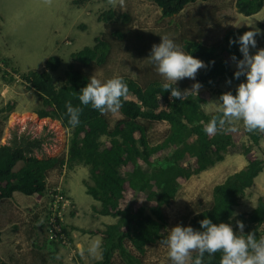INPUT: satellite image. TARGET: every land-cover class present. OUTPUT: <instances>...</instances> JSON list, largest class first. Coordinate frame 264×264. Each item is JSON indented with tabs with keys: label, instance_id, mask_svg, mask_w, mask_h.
Here are the masks:
<instances>
[{
	"label": "trees",
	"instance_id": "trees-1",
	"mask_svg": "<svg viewBox=\"0 0 264 264\" xmlns=\"http://www.w3.org/2000/svg\"><path fill=\"white\" fill-rule=\"evenodd\" d=\"M82 1L75 0V3ZM149 1L159 9L162 20L177 16L191 3L213 0ZM263 5L264 0H235L234 9L248 17L258 13ZM98 19L103 24V31L93 39L92 45L69 54L61 84L57 85L52 76L61 63L58 56H48L43 67L37 70L20 71L7 64L8 68L0 70L4 83L12 84L19 79L26 89L37 96L40 108L35 114L39 119L57 121L69 133L66 151L54 157L35 156L45 142L43 136L31 137L14 132L7 143L1 144L0 201L11 197L14 192L40 198L47 189L51 175L62 174L76 166L86 167V194L99 203L95 212L116 219L115 223L93 232L102 240L101 258L95 264H116L117 259L124 264H142L141 258L148 248L161 244V240L166 238L165 209L171 205L180 186L191 176L222 161L227 149L246 137L248 143L242 146L241 151L244 167L214 185L209 206L195 212L185 226L201 230L199 221L205 217L214 224L224 222L232 227H236L239 220L245 225V234L255 232L257 239L264 236V196L257 199L250 211L235 215V208L245 191L264 171V154L259 158L253 150L264 133H248L243 128L236 133L207 135L203 130L204 123L218 115L217 111L206 113L203 110L210 94L205 93L204 96L202 91L197 96L187 93L184 100H178L163 91L162 84L167 82L163 77H145L141 81L136 75L121 72L118 76L127 83L129 94L122 99L118 112L101 114L91 105L80 104V89L89 82L94 72L108 68L117 45L126 52L128 45H134L140 35L131 30V19L127 12L107 8L99 14ZM260 27L264 29L263 24ZM249 30V27L227 29L217 43L198 37H183L176 42L186 53L208 65L198 71L193 81L199 82L202 88H210L209 93H214L217 99L228 92L215 90L213 87L217 83H241L246 80L244 76L238 80L233 78L236 68H231L235 63L231 56L235 55L237 60L243 57L239 44L230 45L229 39L235 40ZM171 31L177 34L175 28ZM140 37L141 41L146 40L145 36ZM149 55L147 53L145 61L152 66L154 64ZM210 61H214V64H209ZM101 80L104 81V78ZM191 85L185 78L178 81L176 86L185 90L190 89ZM229 91L236 94V89ZM68 101L74 107L83 108L80 124L75 128L68 124L65 107ZM12 110L13 105L7 103L0 112ZM158 124L166 125L167 129L161 142L153 145L148 134L151 127ZM17 164L20 165L18 168ZM48 188L50 192L53 191V187ZM221 255L220 252L211 257L205 254L204 264H219ZM0 264L7 263L0 259Z\"/></svg>",
	"mask_w": 264,
	"mask_h": 264
},
{
	"label": "rangeland",
	"instance_id": "rangeland-1",
	"mask_svg": "<svg viewBox=\"0 0 264 264\" xmlns=\"http://www.w3.org/2000/svg\"><path fill=\"white\" fill-rule=\"evenodd\" d=\"M234 2L235 0L197 1L185 6L177 16L161 20L159 9L149 0H125L124 8L112 7L108 4V0H83L80 3H75V0H51L50 3L48 0H0V50H4L6 53L12 52L16 62L20 64L29 63L31 64L29 66L33 67L39 64L40 58L44 55L58 56L61 63L59 68L52 73V76L56 84L59 85L63 82L62 71L69 63V54L84 46L92 45L93 39L104 29L103 24L98 19L99 14L107 8H114L127 12L131 19V30L145 36L146 40L141 41L139 35L134 45L128 43L126 52L122 46L117 45L111 59L112 63L105 70L94 72L93 76L100 80L102 78L107 80L121 72H129L138 76L141 81L145 77L160 78L162 76L157 72L156 66H148L147 61H145L147 53L151 51V46L160 43V36L167 35L172 40L175 37V44L179 40L181 41L183 37L188 39L198 37L210 43H217L227 29L248 27L247 25L251 23L260 29V24L264 25V5L258 13L245 17L234 9ZM172 28L176 29L177 34L171 31ZM260 30L262 34L257 36V48H264V29ZM254 52L255 49L250 48V53ZM28 56H32V58L25 60L24 58ZM14 58L11 62L9 58L0 55V70L3 71L8 68L6 64L20 69ZM231 68H236L235 63L232 64ZM20 71L23 70L20 69ZM186 80L189 84L195 83L191 79L186 78ZM238 84L221 81L213 88L229 91L236 89ZM10 85H14L12 86V98L19 96L20 102L13 99L12 103L8 102L13 105V111L0 112V132L2 131L3 134V143H7L14 132L27 135L30 130L37 127L33 118H26L27 115H24L20 119L18 116L19 109L26 110L28 108L23 107L24 104L30 106V109L31 107L35 108L36 102L34 101H37V98L31 90L25 88L19 79ZM208 89L210 88L199 90V92L204 93V96L205 93L210 94L209 98L206 99L207 103L203 105V110L206 113L216 111V101L218 100L214 93H209ZM235 126L239 130L243 129L242 122H235ZM166 129V125L152 126L148 134L150 143L155 145L161 142ZM41 134L46 136L45 148H47V152H45V148L42 153L37 152L39 158L65 152L57 151L60 146H57L56 141L59 138H64L66 141L67 138V133L62 127L60 128L58 124L48 125L46 129H42ZM247 143L246 137H242L227 149L222 161L197 175L191 176L180 186L171 205L165 209L167 235L171 227L177 224L185 226L195 212L209 206L214 185L221 183L228 175L244 167L245 160L241 151L242 146ZM55 144L57 149L53 148ZM253 150L256 151L259 158L263 157L264 134L260 135L259 143L253 147ZM85 168L76 166L62 174L51 175L44 194L40 198L33 196L32 199L41 209L37 221L39 230L37 249L43 253L45 248H48L46 245L59 248L60 258H2L5 262L9 264H93L92 258L94 257L89 256L86 251L84 255L80 254L79 259L74 258L75 246L71 244L66 233L67 219L69 218L70 221L79 220L82 230L89 233L86 236L81 233L78 239L80 249L82 247L86 249L91 240L99 238L93 234L95 230L104 229L106 223L112 222L111 224H113L116 219L101 218L98 215H93V212L91 216L89 215L92 208L94 211L99 208V203L96 202L97 207L95 201H89V205L86 202V200L93 199L86 194L81 186L84 182H88V171ZM60 180H62L61 184L59 183ZM63 184L66 186V190L62 189L63 186L61 185ZM49 186L53 187V191L50 192ZM72 194L75 202L72 199ZM261 196H264V171L245 191L235 208V215L253 209L257 199ZM59 197L61 199H58ZM10 209L9 218L12 220V199L11 201H0V218H4V213ZM20 222L18 221V223ZM10 224L12 221H8V218L3 221L0 220V230L3 229L1 232L6 238L2 248L4 252L12 249V237L8 233ZM54 226H58L59 230L55 229ZM60 228L63 229L64 233L60 232ZM233 230L235 233H239L237 227H233ZM85 241L86 245H84ZM127 248L132 251L129 246ZM167 253L168 249L163 244H155L148 248L146 255L141 258V262L142 264H172ZM18 259L22 261L18 262ZM28 259L30 263L26 262ZM116 264L124 263L117 259Z\"/></svg>",
	"mask_w": 264,
	"mask_h": 264
},
{
	"label": "clouds",
	"instance_id": "clouds-1",
	"mask_svg": "<svg viewBox=\"0 0 264 264\" xmlns=\"http://www.w3.org/2000/svg\"><path fill=\"white\" fill-rule=\"evenodd\" d=\"M108 4L124 8L125 0H108ZM247 26L251 30L245 31L235 40L229 39L230 45L239 44L243 57L237 60L235 55L231 56L236 66L233 78L238 80L244 76L246 80L237 85L235 95L228 91L219 96L216 101L218 115L212 116L203 125L204 132L209 136L218 132H238L239 129L235 126L237 121L242 122L248 133H264V48H257L255 39L262 33L254 23ZM250 48L255 49V52L250 53ZM148 58L167 81L162 84V89L171 98L184 100L187 93L198 95L202 88L199 82L185 90L176 85L185 78L195 80L198 71L208 67L205 62L186 53L167 35L160 36V43L151 46ZM209 64H214V61ZM128 94L127 83L118 75L104 81L91 76L89 82L80 89L78 99L81 105H91L101 114L116 113L122 107V99H126ZM65 107L69 117L68 124L75 128L80 124L83 108L74 107L71 101L66 102ZM199 224L201 230L177 224L161 240L160 243L168 249L167 254L172 264H204L205 254L211 257L217 252L222 253L219 264H264V236L257 239L255 232L245 234L243 222L236 221L239 234L234 232L230 224H214L207 217L199 221ZM101 245L102 240L95 238L86 249H80V254L84 255L86 251L89 256L96 257L100 254Z\"/></svg>",
	"mask_w": 264,
	"mask_h": 264
},
{
	"label": "crops",
	"instance_id": "crops-1",
	"mask_svg": "<svg viewBox=\"0 0 264 264\" xmlns=\"http://www.w3.org/2000/svg\"><path fill=\"white\" fill-rule=\"evenodd\" d=\"M49 54V53H48ZM0 55L7 57L11 60L12 62V58H14V56H12V52H4V50H0ZM50 56V55H44L42 58H40V61L38 62L39 64L37 66H29L31 64H20L18 62H16L15 58V62L18 64V66L20 67V69H22L23 71H27V70H37L43 67V63L45 61V59ZM32 56H28L26 58H24L25 60H29L31 59ZM12 86L14 85H10V84H6L1 80L0 77V108H2L4 105H6L8 102L12 103V100L16 99L20 102V97H16V98H12L13 97V91H12ZM28 90V89H27ZM34 96L37 98V96L34 94ZM36 102V107L33 108L30 106H28L27 104H24L23 107H28L26 108V110H21L19 109L18 111V116L20 117V119L24 116L27 115L26 118H33L34 119V123L37 125L36 129L37 131H39L40 129H46V127H48V125H54V124H58L57 121H52L50 119L44 118V119H39L36 114L35 111L40 108V101L37 98ZM5 108V107H4ZM2 110V109H1ZM13 111V110H12ZM28 112V113H27ZM2 137L3 134L0 136V145L3 143L2 142ZM5 144V143H3ZM36 157L38 156V153L35 152ZM56 156V155H54ZM20 165L17 164L16 168H18ZM86 169V168H85ZM62 180L59 181V183L61 184ZM63 186L62 189L64 188V190H66V186L63 184L61 185ZM81 186L84 188V191H86L85 189V185L84 183L81 184ZM70 189H72V187H70ZM33 196H28V195H24L21 194L19 192H14L11 197L4 199V200H8L11 201L12 199V220H10L9 216L11 214V209L7 210L4 213V218H0L1 221H3L4 219L8 218V221H12V224L9 225L10 227V231L8 232L9 234H11L12 237V249L10 248L7 251H3L2 248L4 246V242L6 240V238L4 237L3 233L1 231H3V229L0 230V259L3 260L2 258H60L59 256V248H55L53 246H49L46 245L48 248L44 250V252L42 253L41 251H39L37 249V240L39 238V230L37 228V221H38V216H39V211L41 209H39L38 205L32 200ZM72 199L75 202L74 196L72 194ZM89 201H93L94 200H86V202L89 205ZM97 201H95L94 203L96 204ZM97 205V204H96ZM98 207V205H97ZM93 212V215H98L95 211L94 208H92V211H90L89 215L91 216V213ZM78 215V214H76ZM101 218H108V216H101L98 215ZM111 218V217H110ZM18 221H21L20 223H18ZM25 222V223H23ZM67 235L69 237V240L71 242V244H73L74 247V258H80V249L79 248V237L81 236V233L83 236H86L88 233V231H84L82 230V225L80 224L79 220H75V221H70L69 218L67 219ZM112 222L106 223V225L111 224ZM104 225V227L106 226ZM1 227V226H0ZM91 231V230H90ZM87 241V240H86ZM86 241L84 243V245H86ZM43 244L45 245V243L43 242ZM76 244V245H75ZM99 256L101 258V255L98 254L96 257L92 258L93 261L92 263L95 264L96 261L100 260ZM72 258V256H71ZM77 260V259H76ZM4 261V260H3ZM21 259H18V262H21ZM5 262V261H4ZM27 263H30V260H26ZM24 262V263H26ZM7 263V262H5ZM9 264V263H7ZM18 264V263H17Z\"/></svg>",
	"mask_w": 264,
	"mask_h": 264
},
{
	"label": "built area",
	"instance_id": "built-area-1",
	"mask_svg": "<svg viewBox=\"0 0 264 264\" xmlns=\"http://www.w3.org/2000/svg\"><path fill=\"white\" fill-rule=\"evenodd\" d=\"M58 125L60 126V128L62 127L59 123H58ZM63 128V127H62ZM64 129V128H63ZM65 131H66V133H67V138H66V141H65V139L64 138H59L56 142H57V146H60V148L59 149H57L56 148V144L55 145H53V148H55V149H57V151H66V147H67V140H68V130H66V129H64ZM41 131H42V129H40L39 131H37V129L36 128H34V130H30V132L27 134V135H30L31 137H39V136H43L42 134H41ZM43 137H45V142H44V144H43V146H42V149H41V153H42V150L46 147V136H43ZM45 150V152H47V148H45L44 149ZM57 156V155H56ZM38 157V156H37ZM46 157H54V155H52V156H46ZM39 158V157H38ZM58 199H61V197H59ZM63 205V204H62ZM58 225H60V224H58ZM56 227V228H55ZM54 228L55 229H58L59 230V227L58 226H54ZM60 232L61 233H64L63 232V229H61L60 228Z\"/></svg>",
	"mask_w": 264,
	"mask_h": 264
}]
</instances>
